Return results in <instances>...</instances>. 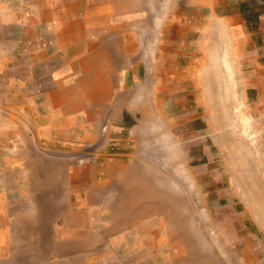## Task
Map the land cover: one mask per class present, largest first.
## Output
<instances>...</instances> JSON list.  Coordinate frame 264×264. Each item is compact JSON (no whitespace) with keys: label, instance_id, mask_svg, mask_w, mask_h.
Wrapping results in <instances>:
<instances>
[{"label":"rangeland","instance_id":"obj_1","mask_svg":"<svg viewBox=\"0 0 264 264\" xmlns=\"http://www.w3.org/2000/svg\"><path fill=\"white\" fill-rule=\"evenodd\" d=\"M257 14L0 0V264H264Z\"/></svg>","mask_w":264,"mask_h":264},{"label":"crops","instance_id":"obj_2","mask_svg":"<svg viewBox=\"0 0 264 264\" xmlns=\"http://www.w3.org/2000/svg\"><path fill=\"white\" fill-rule=\"evenodd\" d=\"M208 1L210 2V0ZM242 2L249 3L251 10L255 13H258V19L260 20V22L264 23V0H242ZM19 44L23 43L20 42Z\"/></svg>","mask_w":264,"mask_h":264},{"label":"bare ground","instance_id":"obj_3","mask_svg":"<svg viewBox=\"0 0 264 264\" xmlns=\"http://www.w3.org/2000/svg\"><path fill=\"white\" fill-rule=\"evenodd\" d=\"M37 19V18H36Z\"/></svg>","mask_w":264,"mask_h":264}]
</instances>
